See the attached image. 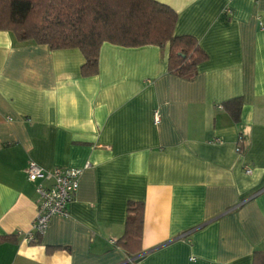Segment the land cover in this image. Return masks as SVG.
Listing matches in <instances>:
<instances>
[{"label": "crops", "instance_id": "0c3cea01", "mask_svg": "<svg viewBox=\"0 0 264 264\" xmlns=\"http://www.w3.org/2000/svg\"><path fill=\"white\" fill-rule=\"evenodd\" d=\"M157 1L207 54L190 80L167 71V44L104 41L83 76L78 48L0 30V264H251L264 250V0ZM236 96L237 122L221 107ZM30 160L81 169L34 242ZM129 200L143 203L138 259L114 243Z\"/></svg>", "mask_w": 264, "mask_h": 264}, {"label": "trees", "instance_id": "16d2710c", "mask_svg": "<svg viewBox=\"0 0 264 264\" xmlns=\"http://www.w3.org/2000/svg\"><path fill=\"white\" fill-rule=\"evenodd\" d=\"M176 19L177 13L157 0H0V30L10 31L19 42L49 49L78 48L84 57L83 76L97 73L99 47L106 41L127 47L167 44V71L192 79L207 54L193 36L174 35ZM221 107L239 121L240 96L223 101ZM142 222L143 203L129 200L123 233L114 243L130 258L141 256ZM9 238L0 235V241ZM251 264H264V250L252 253Z\"/></svg>", "mask_w": 264, "mask_h": 264}, {"label": "built area", "instance_id": "2783aa9c", "mask_svg": "<svg viewBox=\"0 0 264 264\" xmlns=\"http://www.w3.org/2000/svg\"><path fill=\"white\" fill-rule=\"evenodd\" d=\"M159 114L153 112V121L158 122ZM212 141H219L214 138ZM241 146L238 147L240 150ZM245 173H250L251 168L246 166ZM26 177L29 181L36 183V192L38 195L36 212L32 221V227L26 232L23 239L27 242H34L37 236H40L52 215L66 216L67 204L73 199L78 187V179L81 173L80 168L54 166L51 169H45L30 160L25 168ZM43 181H48L44 184Z\"/></svg>", "mask_w": 264, "mask_h": 264}]
</instances>
